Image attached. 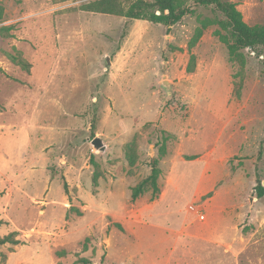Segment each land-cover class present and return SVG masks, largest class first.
Wrapping results in <instances>:
<instances>
[{
  "label": "rangeland",
  "instance_id": "rangeland-1",
  "mask_svg": "<svg viewBox=\"0 0 264 264\" xmlns=\"http://www.w3.org/2000/svg\"><path fill=\"white\" fill-rule=\"evenodd\" d=\"M93 1L0 0V264H264L262 59L231 62L218 26L190 50L211 8L168 30ZM162 146L160 195L133 201Z\"/></svg>",
  "mask_w": 264,
  "mask_h": 264
},
{
  "label": "trees",
  "instance_id": "trees-1",
  "mask_svg": "<svg viewBox=\"0 0 264 264\" xmlns=\"http://www.w3.org/2000/svg\"><path fill=\"white\" fill-rule=\"evenodd\" d=\"M53 1L55 3H64L76 0ZM196 6L211 8L214 12L219 13L223 19L199 18V27L196 29L194 37L190 42V50H193L197 46L207 29L218 26L220 30L216 34L219 36L221 42L228 47L231 62L245 64L243 53L249 51L256 58L262 59L261 61L264 65V25L250 26L247 24L234 0H157L155 2L145 0H134L130 2L125 0H97L82 6V10L104 15L120 16L128 20L148 21L166 26L168 30H171L186 16L193 14L194 7ZM13 61L26 69L30 67L29 64L21 60L19 61L13 58ZM195 65L196 56L192 54L188 68L189 73L195 71ZM263 150L264 141L262 142L259 160L262 159ZM165 156L166 149L165 146H162L159 156L151 164V174L133 188V201L140 199L148 193L152 194L153 199L160 195L161 189L159 181L163 173L160 168V162ZM130 164L131 166L135 165V158L133 156H130ZM262 182L263 180L258 178L256 188L258 198L264 197V186ZM118 227L121 229L120 225ZM7 244H18V241L15 240V233L3 238L0 237V246ZM82 261L84 264H88V261Z\"/></svg>",
  "mask_w": 264,
  "mask_h": 264
},
{
  "label": "water",
  "instance_id": "water-1",
  "mask_svg": "<svg viewBox=\"0 0 264 264\" xmlns=\"http://www.w3.org/2000/svg\"><path fill=\"white\" fill-rule=\"evenodd\" d=\"M162 87L167 92H170L172 90V87L170 85V82L167 80V77L164 78V81L162 83ZM92 143L95 146V148H97V149H100V150H104L105 149L104 143H103V141L100 138H95Z\"/></svg>",
  "mask_w": 264,
  "mask_h": 264
},
{
  "label": "built area",
  "instance_id": "built-area-1",
  "mask_svg": "<svg viewBox=\"0 0 264 264\" xmlns=\"http://www.w3.org/2000/svg\"><path fill=\"white\" fill-rule=\"evenodd\" d=\"M194 209V207H192ZM198 218L203 221L206 219V216L202 214L199 210H197Z\"/></svg>",
  "mask_w": 264,
  "mask_h": 264
}]
</instances>
